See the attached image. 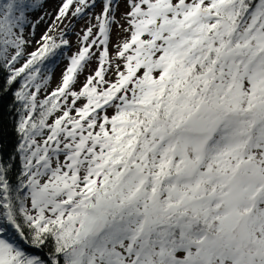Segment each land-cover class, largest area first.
<instances>
[{"label": "snow or ice", "instance_id": "obj_1", "mask_svg": "<svg viewBox=\"0 0 264 264\" xmlns=\"http://www.w3.org/2000/svg\"><path fill=\"white\" fill-rule=\"evenodd\" d=\"M43 2L0 0V264H264V0H61L88 24L39 99L69 45L27 50Z\"/></svg>", "mask_w": 264, "mask_h": 264}, {"label": "rangeland", "instance_id": "obj_2", "mask_svg": "<svg viewBox=\"0 0 264 264\" xmlns=\"http://www.w3.org/2000/svg\"><path fill=\"white\" fill-rule=\"evenodd\" d=\"M61 0H44L43 7L39 10L31 13L30 19L35 21L39 19L41 16H44V20L41 21L39 24L35 27V35L32 36V30L30 28H26L25 35L30 37L32 39V44L30 47H28V51L31 52L35 50L36 44L35 41L40 40L41 36L49 29V26H52V31H50L48 34L52 36H59L60 30L63 29L66 32V39L69 41V45L65 47L64 53L61 54L60 59L57 61L58 64L55 67V69L51 72V80L48 88L46 90H42L41 93L38 94L39 99H43L44 96L51 92L52 89H54L58 83L61 81L62 73L65 71L66 67L69 64V58L75 54L79 47L81 46L79 44L80 37L83 35V31L86 30V26L88 24L87 18L85 19H71V22L69 23V20L65 19L63 23H60L59 21L56 22V25H53V20L55 18L56 12L58 8L60 7ZM102 10V3H97V6L92 13L93 19L91 23H95V15L99 14ZM125 11L123 0H120V6L117 11V19H120V14ZM45 13H48L49 15H45ZM65 25H69L67 28H65ZM118 33L117 27L114 25L112 30V44H110V51L114 50V44L116 40V36ZM98 57V53H97ZM97 57L93 58V62L90 64V69H95L96 67V59ZM88 74V71L86 70L85 75ZM49 75V73H48ZM84 77L81 76L80 80L83 81ZM111 114V113H109Z\"/></svg>", "mask_w": 264, "mask_h": 264}, {"label": "trees", "instance_id": "obj_3", "mask_svg": "<svg viewBox=\"0 0 264 264\" xmlns=\"http://www.w3.org/2000/svg\"><path fill=\"white\" fill-rule=\"evenodd\" d=\"M58 50L61 54L64 53V49ZM61 54L55 58V61H48L47 67L51 69V72L58 64V60ZM16 86L14 85V88ZM18 106L14 103L13 95L11 92L0 95V158L5 162L14 163L16 169L19 168V154L16 152L19 143V135L16 131L17 122L19 119L16 108ZM14 157V160L10 158Z\"/></svg>", "mask_w": 264, "mask_h": 264}]
</instances>
